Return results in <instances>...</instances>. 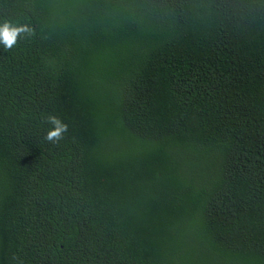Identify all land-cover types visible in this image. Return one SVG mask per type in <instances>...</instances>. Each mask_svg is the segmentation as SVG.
<instances>
[{
    "label": "trees",
    "instance_id": "16d2710c",
    "mask_svg": "<svg viewBox=\"0 0 264 264\" xmlns=\"http://www.w3.org/2000/svg\"><path fill=\"white\" fill-rule=\"evenodd\" d=\"M5 20L33 34L0 44V264H264V0Z\"/></svg>",
    "mask_w": 264,
    "mask_h": 264
},
{
    "label": "clouds",
    "instance_id": "9594fccd",
    "mask_svg": "<svg viewBox=\"0 0 264 264\" xmlns=\"http://www.w3.org/2000/svg\"><path fill=\"white\" fill-rule=\"evenodd\" d=\"M21 34L30 36L33 34V30L28 25H16L7 20L0 23V44L6 49L13 48ZM47 122L53 127L47 131L44 139L52 143H57L63 139L64 133L68 131V125L52 115L47 117Z\"/></svg>",
    "mask_w": 264,
    "mask_h": 264
}]
</instances>
